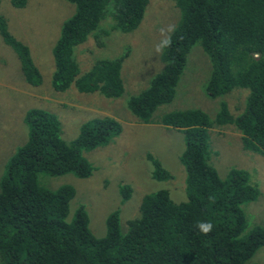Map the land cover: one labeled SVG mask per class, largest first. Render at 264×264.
I'll return each mask as SVG.
<instances>
[{"label":"trees","instance_id":"obj_1","mask_svg":"<svg viewBox=\"0 0 264 264\" xmlns=\"http://www.w3.org/2000/svg\"><path fill=\"white\" fill-rule=\"evenodd\" d=\"M65 1L75 10L62 22L52 49L53 85L75 86L80 92L106 97L121 95L120 66L129 49L117 58L97 60L80 76L74 52L88 37L102 47L111 31L136 28L149 0ZM174 1L181 17L176 31L170 33L171 47L162 51L164 66L149 87L128 100L136 119L152 122L156 107L172 98L195 45L203 48L210 62L203 88L207 96L243 91L236 115L226 100H220L213 121L199 109L173 111L160 118L184 136L186 199L173 201L167 189L147 193L124 231L115 209L106 218L104 236H95L83 204L70 213L75 189L70 185L47 188L38 182V175L90 176L93 167L83 150L107 143L122 126L112 115L93 118L67 141L52 113L32 108L24 116L27 139L9 158L0 178V264H259L251 258L264 246V225L246 230L242 208L256 199L258 189L244 170L231 169L224 178L218 174L209 161V130L213 123L231 124L246 149L264 155V0ZM11 4L22 8L26 0H11ZM0 35L18 55L25 79L40 84L41 74L29 47L11 33L1 13ZM148 160L153 178H170L158 159L148 154ZM119 190L125 202L131 187L120 184ZM209 220L213 229L205 235L196 222Z\"/></svg>","mask_w":264,"mask_h":264},{"label":"rangeland","instance_id":"obj_2","mask_svg":"<svg viewBox=\"0 0 264 264\" xmlns=\"http://www.w3.org/2000/svg\"><path fill=\"white\" fill-rule=\"evenodd\" d=\"M74 10L75 6L65 0H26L22 8H15L11 0H0V13L6 18L9 30L29 47L42 78L37 85L25 79L18 55L0 35V178L9 158L27 139L24 116L30 109L52 113L60 122L61 137L67 141L78 136L83 122L112 115L121 124V132L107 143L83 150L82 155L93 167L90 176L38 175V182L50 189L72 186L75 196L70 201V213L83 204L91 232L102 237L111 211L119 209L120 229L124 231L127 220L138 215L140 201L147 193L167 189L173 201L186 199V172L181 161L184 136L161 123L160 118L173 111L199 109L213 121L220 100H226L230 112L236 115L243 91L236 89L217 98L207 96L203 88L210 73V62L203 48L195 45L187 54L172 98L156 107L152 122L142 123L136 119L128 107V100L149 87L164 66L162 52L157 54L155 48L164 38L160 30L180 21L181 11L174 0H149L136 28L129 32L111 31L102 47H97L88 37L76 48L74 55L79 76L97 60L117 58L129 49L120 66L121 95L106 97L99 92H80L75 86L58 89L52 82V49L62 22ZM209 142V161L221 177L231 169L244 170L258 189L256 199L242 205L246 230L264 225V155L246 149L239 131L231 124L213 123ZM148 154L160 161L170 173L169 179L153 178ZM120 184L129 185L132 190L125 202H121ZM251 261L264 264V246L256 251Z\"/></svg>","mask_w":264,"mask_h":264},{"label":"clouds","instance_id":"obj_3","mask_svg":"<svg viewBox=\"0 0 264 264\" xmlns=\"http://www.w3.org/2000/svg\"><path fill=\"white\" fill-rule=\"evenodd\" d=\"M161 34L164 37L157 45H156V53H161L164 49L171 47L172 44V38L170 33H174L176 31V25L169 24L166 29L162 28ZM209 199H213L212 197H209ZM197 229L202 232L203 234L207 235L209 232L213 229V223L209 221H197L196 222Z\"/></svg>","mask_w":264,"mask_h":264}]
</instances>
